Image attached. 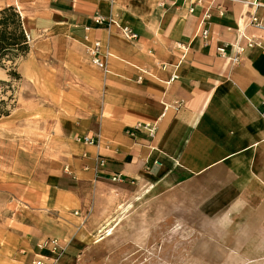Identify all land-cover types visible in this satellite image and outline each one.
<instances>
[{
	"label": "crops",
	"instance_id": "1",
	"mask_svg": "<svg viewBox=\"0 0 264 264\" xmlns=\"http://www.w3.org/2000/svg\"><path fill=\"white\" fill-rule=\"evenodd\" d=\"M251 1L0 0L20 13L30 55L46 53L31 67L44 63L53 91L79 101L55 135L64 171L47 203L14 209L24 264H79L90 243L73 223L85 226L101 196L152 183L210 217V260L264 261V29L251 23L264 19V0ZM95 41L105 70L89 55ZM89 135L97 142L78 140Z\"/></svg>",
	"mask_w": 264,
	"mask_h": 264
},
{
	"label": "rangeland",
	"instance_id": "2",
	"mask_svg": "<svg viewBox=\"0 0 264 264\" xmlns=\"http://www.w3.org/2000/svg\"><path fill=\"white\" fill-rule=\"evenodd\" d=\"M35 55L29 52L0 67V80L11 81L0 83V110L9 112L0 117V264H24L23 244L13 235L14 209L47 203L51 179L64 171L55 136L62 133V113L79 103L70 94L53 91L44 63L43 68L31 67V58L40 65L46 53ZM12 65L22 79L10 77ZM152 184L150 191L151 184H134L119 190V196H101L98 211H89L85 226L81 219L73 223L84 228L90 243L79 264H264L210 260V217L190 210V197H175L174 188ZM114 219L119 221L113 233L105 236L100 229Z\"/></svg>",
	"mask_w": 264,
	"mask_h": 264
},
{
	"label": "trees",
	"instance_id": "3",
	"mask_svg": "<svg viewBox=\"0 0 264 264\" xmlns=\"http://www.w3.org/2000/svg\"><path fill=\"white\" fill-rule=\"evenodd\" d=\"M30 49V40L18 10L13 6L0 10V67L6 68V63L14 64L19 58L26 57ZM12 67L10 77L13 80L22 79L16 68ZM10 82L0 80L5 85H10ZM5 115H9V112L0 110V117Z\"/></svg>",
	"mask_w": 264,
	"mask_h": 264
},
{
	"label": "built area",
	"instance_id": "4",
	"mask_svg": "<svg viewBox=\"0 0 264 264\" xmlns=\"http://www.w3.org/2000/svg\"><path fill=\"white\" fill-rule=\"evenodd\" d=\"M204 0H193V5H198V4H201ZM252 5H254L255 7H259L260 6V3H259V0H252L250 2ZM191 11H193V6L191 7ZM251 23L261 29H264V19L263 18H260L256 15H254L252 18H251ZM95 21L97 24L99 25H104L106 24L109 28L113 25H116L117 28L120 29V31L122 32V34L127 37L128 39H136L138 34L136 33V31H134V29L128 25H125V26H122V25H119L116 21H114L112 18L110 19H107L101 15H98L95 17ZM204 35L205 37L208 36V31H205L204 32ZM249 46H253L254 45V41L249 39V43H248ZM102 48V43L101 41H95L92 45H91V48H89V55L91 57V60L93 62L94 65H96L97 67H99L100 69L102 70H105L107 69V64L102 61L101 59V51ZM238 51L241 52L244 50V47H241V46H238ZM219 51L220 53L224 52L225 49L224 48H219ZM149 131H151L150 133H154V130L155 128L153 127H150L148 129ZM79 141L81 142H84V143H88V144H94L97 142L98 140V137L94 136V135H89V136H84V137H81L78 139ZM103 164H104V161H101ZM101 163V164H102ZM112 181L114 182H119V183H124L125 180L124 178L121 176V175H115L111 178ZM134 183V182H132ZM58 248H59V245L57 243V240L56 239H52L51 241V250L53 251V253H58ZM49 258H46L45 256H41V255H38L35 257V259H33L32 263L31 264H51V262L49 263V261L47 260ZM54 264V263H53Z\"/></svg>",
	"mask_w": 264,
	"mask_h": 264
},
{
	"label": "bare ground",
	"instance_id": "5",
	"mask_svg": "<svg viewBox=\"0 0 264 264\" xmlns=\"http://www.w3.org/2000/svg\"><path fill=\"white\" fill-rule=\"evenodd\" d=\"M119 219H114L113 221H109L105 226L102 228V230H106V233L108 235H111L113 233V230L115 228L116 223L118 222Z\"/></svg>",
	"mask_w": 264,
	"mask_h": 264
}]
</instances>
